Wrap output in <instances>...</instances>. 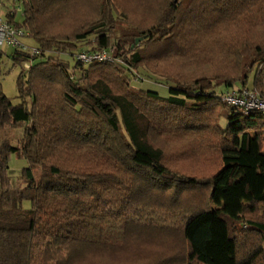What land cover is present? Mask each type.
Listing matches in <instances>:
<instances>
[{
  "label": "trees",
  "instance_id": "16d2710c",
  "mask_svg": "<svg viewBox=\"0 0 264 264\" xmlns=\"http://www.w3.org/2000/svg\"><path fill=\"white\" fill-rule=\"evenodd\" d=\"M54 1L21 0V22L14 20L15 10L6 13L5 20L33 38L40 52L29 55L14 48L10 55L13 63L30 62L16 78L18 103L3 94L0 82V130L22 129L19 144L8 138L0 142V264H31L45 252L56 264H74L95 247L130 246L141 240V230H152L146 237L175 246L173 255L149 264H255L264 259V246L249 239L264 234V222L248 218L264 209V112L259 110L220 101L225 112L218 129L219 162L203 182L209 184L207 201L185 211L179 233L168 225L141 223V206H155L158 193L173 186L177 194L183 186L198 184L170 170L156 139L171 122L169 114L196 117L231 90H255L264 100V85L256 80L258 66L264 67V0H163L155 25L138 33L141 42H155L147 58L139 48L143 43H135L137 34L110 43L102 23L69 40L49 36L40 14L49 13ZM199 33L203 39L226 36L223 50L234 57L223 62L237 66L236 75L208 74L190 81L169 77L164 84L147 73L144 61L181 50L182 39L193 44ZM111 48L112 63L84 64L73 56ZM55 50L62 52L60 58L52 54ZM152 79L167 86L168 96L136 86ZM125 82L136 91L122 90ZM176 126L186 132L200 128L180 121ZM11 155L27 162L17 184ZM34 168L40 170L38 178Z\"/></svg>",
  "mask_w": 264,
  "mask_h": 264
},
{
  "label": "rangeland",
  "instance_id": "374dc122",
  "mask_svg": "<svg viewBox=\"0 0 264 264\" xmlns=\"http://www.w3.org/2000/svg\"><path fill=\"white\" fill-rule=\"evenodd\" d=\"M162 1L55 0L52 2L55 5L51 7L50 12L44 15L40 14V18H42L45 33L59 41L69 40L76 33L99 23L106 24L105 30L108 32L110 43H114L117 38L130 41V35L132 36L135 33L137 35L133 37L138 38L139 32L147 31L155 25L156 16L161 10ZM21 8V0H0V17L5 19L7 11L15 9L14 20L21 22ZM234 31L232 28L231 31H226L225 33L229 35L230 32ZM241 31V29H238V32ZM253 33H256V31ZM19 39L23 44L28 45V47L36 46L34 39L31 37H20ZM225 39L226 36L216 40L214 36L210 35H206L203 39L201 38V33L198 36H194L195 42L193 44H185L184 42L187 40L182 39L183 42L178 41L181 50H173L168 53L167 57H163V59L144 61V68L149 71L147 73L150 76H154L156 80L164 84H166L165 79L169 77L190 81L198 76L206 77L208 74L234 76L239 71L238 67L231 63L226 64L223 62L224 57L230 59L234 57L232 51L229 53L227 50L226 52L223 50L222 44ZM142 43L143 45L139 48L145 49L143 53L147 58L152 54L155 42L148 40L141 42L139 40L137 44L141 45ZM13 50V47L6 44L0 47V82L3 94L10 97L13 103H18L16 78L21 71V67L24 66V62L21 64L12 62L10 55ZM110 50L107 60L98 61L91 59L89 63H112L115 57L112 48ZM61 53L57 50L52 52L55 58ZM73 56L76 58V55ZM58 57L60 58V55ZM80 62L84 63L82 60ZM144 68L141 66L139 70L141 73L146 74V70L143 72ZM116 77L122 82V77L117 72ZM259 79L262 81V85H264V67L261 69L260 66H258V71H256V80ZM132 82H136V78H133ZM164 84H156L155 80L152 79L151 82L141 80L136 86L157 91L161 96H168L167 86ZM247 86H252V82L250 81ZM121 89L124 91L128 89L136 91V89L127 86L126 82L121 85ZM244 90L253 96L257 93L255 90ZM242 92L236 91V93ZM220 101L225 102L222 98L213 100L206 105L203 112L197 113L196 117L187 116L188 113L183 111L169 114L171 122H168L165 131L160 130L159 137H156V139L165 148L166 160L170 170L173 172L177 171L185 177H194L198 181V184L195 186H183L177 194L173 192V186L164 192L162 191L160 194L158 193L155 206L148 205L147 208L141 206V223H150L153 226L159 227L168 225L174 229L175 233H179L182 219L187 215L185 211L189 207L194 208L198 205H205L209 184H203V182L215 171L219 162L216 147L220 142L221 132L218 129L224 123L221 117L225 112ZM149 104L153 107L151 102ZM180 119H186L185 122L197 125V127L200 126V128L197 130L195 128L191 132L183 131L184 129L182 130V128L179 130L176 126L177 123L179 121L181 125L185 123ZM21 136V128L11 127L0 130V142L4 138H8L11 143L19 144ZM8 163L15 183H20L17 180V176L20 170L27 166L26 160L11 155ZM33 173L38 178L40 173L39 168H34ZM149 201H155V199L149 198ZM248 218L264 222V209H257V211L249 213ZM152 234V230H141V240H135L128 247L111 245H107V249L95 247L93 252L86 254L84 259L74 264H149L162 256L173 255L175 253V246L171 245L168 241L164 242V239L156 238V236L146 237ZM249 239L250 243L264 246V234L250 236ZM48 255L49 252L35 255L31 260V264H56L50 260ZM255 264H264V259L259 257Z\"/></svg>",
  "mask_w": 264,
  "mask_h": 264
},
{
  "label": "built area",
  "instance_id": "2783aa9c",
  "mask_svg": "<svg viewBox=\"0 0 264 264\" xmlns=\"http://www.w3.org/2000/svg\"><path fill=\"white\" fill-rule=\"evenodd\" d=\"M19 8V6H18ZM10 10V11H14ZM27 33L20 28L14 27L12 24L8 23L5 19L0 17V47L4 44L9 45L13 48H17L29 53V55L38 54L40 51L36 47H28L21 42L20 37H26ZM109 53L107 52H91L84 53L79 52L76 54V58L79 61H83L84 63H89L91 59L104 61L109 58ZM30 62L24 61L23 69H29ZM242 92V91H241ZM222 99L229 105H234L235 107H241L244 110H252L255 108L256 110H260L264 112V100L258 98L257 96H253L245 90L242 93H236V91H229L226 93Z\"/></svg>",
  "mask_w": 264,
  "mask_h": 264
},
{
  "label": "water",
  "instance_id": "95a60500",
  "mask_svg": "<svg viewBox=\"0 0 264 264\" xmlns=\"http://www.w3.org/2000/svg\"><path fill=\"white\" fill-rule=\"evenodd\" d=\"M138 41H139V38H136V39H135V43H137Z\"/></svg>",
  "mask_w": 264,
  "mask_h": 264
}]
</instances>
